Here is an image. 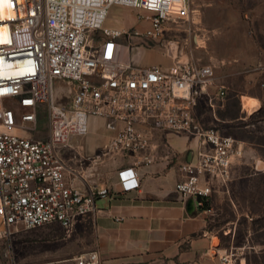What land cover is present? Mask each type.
<instances>
[{"label": "built area", "instance_id": "built-area-1", "mask_svg": "<svg viewBox=\"0 0 264 264\" xmlns=\"http://www.w3.org/2000/svg\"><path fill=\"white\" fill-rule=\"evenodd\" d=\"M113 6L150 13L151 27L105 28ZM192 12L191 0H0V237L47 227L70 237L96 213V201L111 196L109 187L89 184L77 165L149 151L155 131L197 141L179 165L176 189L209 212L215 182L225 184L243 156L232 136L196 115L200 100L212 102L215 67L179 59L169 68L141 67L124 59L132 36L158 39ZM56 81L70 85L68 102H55ZM94 118L114 136L100 153L86 155L71 141L86 137ZM118 178L123 192L140 187L134 167L120 168ZM219 259L248 264L233 250ZM75 262L99 264V257L91 252Z\"/></svg>", "mask_w": 264, "mask_h": 264}, {"label": "crops", "instance_id": "crops-1", "mask_svg": "<svg viewBox=\"0 0 264 264\" xmlns=\"http://www.w3.org/2000/svg\"><path fill=\"white\" fill-rule=\"evenodd\" d=\"M138 15L142 10L136 11ZM138 21L128 22L125 31L144 32L151 26L143 25L139 29ZM121 30V29H119ZM143 45L153 56L155 48L153 38L132 36L130 47L124 59L141 62ZM133 50L135 52L133 53ZM154 50V51H153ZM153 65L164 68L172 66L178 57H168L163 61L156 56ZM182 62L183 58L179 59ZM137 65V64H136ZM264 74V68L261 72ZM250 82L249 77L243 79ZM258 89L237 88L234 73L220 74L215 69V80L208 88L211 103L202 99L196 109L198 119L205 126L217 128L222 134L232 136L243 149V158L234 162V171L243 168L257 170L263 168V159L258 150L259 140L264 136V118H259L264 108V83H258ZM221 91L225 92L220 97ZM258 101L259 105L248 111V104ZM101 119H91V125ZM261 128H263L261 130ZM91 132V131H89ZM90 133L88 134V136ZM114 133L103 128V133L91 151L86 146L74 144L80 153L98 154L109 145ZM197 141H191L184 135L172 132L155 131L151 135V148L139 155L112 156L105 161L116 159L114 167L101 168L92 173L94 167H80L89 184L109 187L111 196L96 201V213L79 222L70 237L81 238V248L73 250L65 264H76L75 255L96 252L99 264H221L219 256L229 249L225 247L214 230L208 227V212L188 213L187 202L181 197L176 185L181 178L179 165L183 163ZM152 156V163L142 158ZM253 161L249 167V160ZM122 167H134L140 181V187L130 191H121L118 170ZM237 169V170H236ZM254 169V170H253ZM104 170V171H103ZM84 190V187H81ZM54 254V253H53ZM59 264V261L56 262Z\"/></svg>", "mask_w": 264, "mask_h": 264}, {"label": "rangeland", "instance_id": "rangeland-1", "mask_svg": "<svg viewBox=\"0 0 264 264\" xmlns=\"http://www.w3.org/2000/svg\"><path fill=\"white\" fill-rule=\"evenodd\" d=\"M191 3L190 19L167 25L158 39L153 38V46L160 51L153 50V56H148L150 52L143 45L142 60L135 63L148 67L153 65L156 56L164 62L168 57L177 56L184 61L213 65L217 73L223 75L234 73L237 88L257 91L258 83H264L261 73L264 68V0H191ZM136 11L113 6L104 27L122 30L130 21H138L139 29L146 24L149 26L151 14L140 12L138 15ZM245 77H249V83L243 82ZM69 88L66 83L55 82L56 103L68 102ZM262 89L260 93L264 96ZM259 118H264V108ZM41 124L44 127L45 121ZM103 128L101 121L91 125L90 120V135L74 138L71 142L85 145L89 152L91 146L97 144ZM39 136L44 137L45 132ZM254 140L260 144L258 153L264 162V136ZM105 160L98 162L92 173L114 167L117 161ZM247 160L250 167L253 159ZM246 167L237 171L232 167L230 179L225 184L215 182L208 227L217 233L225 247L245 257L248 264H264V164L260 172ZM79 248L81 238L67 237L65 231L57 227L21 230L12 236L0 237V264H57V261L65 264L72 255L69 252Z\"/></svg>", "mask_w": 264, "mask_h": 264}, {"label": "water", "instance_id": "water-1", "mask_svg": "<svg viewBox=\"0 0 264 264\" xmlns=\"http://www.w3.org/2000/svg\"><path fill=\"white\" fill-rule=\"evenodd\" d=\"M187 206H188V213L189 214H194L195 211H196L194 199H189V201L187 203Z\"/></svg>", "mask_w": 264, "mask_h": 264}, {"label": "bare ground", "instance_id": "bare-ground-1", "mask_svg": "<svg viewBox=\"0 0 264 264\" xmlns=\"http://www.w3.org/2000/svg\"><path fill=\"white\" fill-rule=\"evenodd\" d=\"M257 106V101H251L250 104H248V111L252 112Z\"/></svg>", "mask_w": 264, "mask_h": 264}]
</instances>
